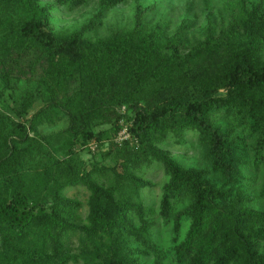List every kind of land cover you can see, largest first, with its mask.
I'll list each match as a JSON object with an SVG mask.
<instances>
[{
	"label": "trees",
	"instance_id": "16d2710c",
	"mask_svg": "<svg viewBox=\"0 0 264 264\" xmlns=\"http://www.w3.org/2000/svg\"><path fill=\"white\" fill-rule=\"evenodd\" d=\"M82 1L57 2L73 9ZM124 1L99 0L85 25L58 36L52 5L0 0V85L13 91L25 80L12 109L17 117L44 100L24 123L0 107V264H140L137 257L150 254L153 264H164L140 196L151 184L132 172L150 163L168 176L158 215L172 224L166 253L173 264H264V210L253 207L245 190V170L264 164V6L239 0L244 17L217 36L208 28L187 51L181 40L161 47L158 32L141 33L146 10L139 6L132 30L85 38L106 10ZM120 117L128 140L121 146L110 140L101 153L114 165L86 163L76 145L98 137L95 125L112 122L118 131ZM218 120L246 129L254 140L251 156ZM56 122L63 126L53 137L38 128ZM187 130L197 131L208 167L183 168L156 146L168 132ZM108 169L115 181L105 186L95 175ZM75 186L89 192L86 226L65 216L77 209L63 196ZM259 196L264 199V185ZM70 236L79 237L78 252L67 249Z\"/></svg>",
	"mask_w": 264,
	"mask_h": 264
},
{
	"label": "rangeland",
	"instance_id": "374dc122",
	"mask_svg": "<svg viewBox=\"0 0 264 264\" xmlns=\"http://www.w3.org/2000/svg\"><path fill=\"white\" fill-rule=\"evenodd\" d=\"M58 0H40V4L52 5L50 11L51 25L53 31L58 36L69 34L83 25H85L98 11L99 0H83L82 3L71 9L65 5H61ZM261 4L264 6V0H248V5L255 6ZM139 6L142 10H146L143 15L140 31L141 33L158 32L160 46L165 42L173 40H181L183 51L195 45L202 40L207 33V29L211 28L214 35L217 36L222 30L227 28L233 21L244 17L243 10L239 5V0H125L119 5L110 8L104 12L101 25L86 33V39L96 42L108 39L113 33L128 32L135 26V10ZM27 87L23 78L19 79L17 87L10 91L0 85V107H8L7 115L16 121L24 123L25 118H29L42 104L44 100L36 99L28 114L23 117H17L12 110L18 106L19 96ZM33 87V86H31ZM12 98H15L12 100ZM125 106L117 107V113L122 114ZM218 124L232 128V136L241 139L247 151L252 155L253 138L248 135L246 129L242 125L232 123L231 121L218 120ZM122 126L118 131H113L114 124L112 122L95 125L93 132L98 137L87 140L84 144L76 145L81 157L86 163L94 161L98 165L113 166L114 162L110 158L104 159L101 155L109 148L110 140H113L118 146H121L123 140H128L129 134L125 128V119L120 117L117 122ZM63 123L56 122L55 125L47 127L40 125L38 128L44 133H48L53 137L58 132L61 133ZM60 143H53V147L58 150ZM156 146L168 153L183 168H206L209 160L206 155V149L199 142L197 131L187 130L180 136H175L168 132L166 136L156 142ZM56 154L62 158L63 153L57 151ZM119 169V168H118ZM132 172L151 184L140 190V196L146 208L150 210V218L155 224L152 229V240L156 248L163 253V263L173 264L166 251L172 244V224H164L159 218V201L162 193V186L167 182L168 176L164 169L158 163H150L138 170ZM247 180L245 181V190L247 195L252 198L254 208L264 210V199L259 194L264 185V164L260 163V167L255 171L252 165L245 170ZM210 179H219L217 175H208ZM97 182L110 186L115 181V176L110 169L95 175ZM88 195L89 192L85 187L75 186L64 191L63 196L76 204L77 209L74 212L65 214L66 218L77 226H86L88 215ZM188 223H184L181 227L179 239L182 238ZM132 246L141 248L137 243ZM67 249L72 253L80 250V241L78 236H70L67 241ZM140 264H153V255H139ZM72 264V263H69Z\"/></svg>",
	"mask_w": 264,
	"mask_h": 264
}]
</instances>
